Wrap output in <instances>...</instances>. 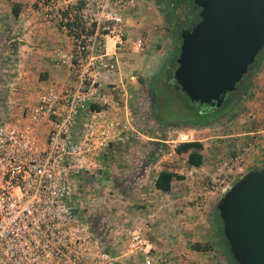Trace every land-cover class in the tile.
<instances>
[{
	"label": "built area",
	"instance_id": "built-area-1",
	"mask_svg": "<svg viewBox=\"0 0 264 264\" xmlns=\"http://www.w3.org/2000/svg\"><path fill=\"white\" fill-rule=\"evenodd\" d=\"M81 2V17H90L93 28L88 35L72 37L73 55L64 61L76 84L40 91L35 103L22 110V126L0 124V264H115L120 256H112L108 243L119 254L153 264L139 230L111 225L104 242L74 203L82 174L97 175L108 145L124 134L138 135L128 113L119 120L105 110L89 111V104L98 100L99 74H114L118 68L117 51L126 41L123 12L135 7L136 0ZM43 11L48 21H67L54 17L52 6ZM133 45L137 52L141 40ZM43 126L48 127L45 142L38 143ZM246 145L236 146L233 165L244 161L250 148ZM230 173L213 180L212 192L224 195L232 187Z\"/></svg>",
	"mask_w": 264,
	"mask_h": 264
},
{
	"label": "rangeland",
	"instance_id": "rangeland-1",
	"mask_svg": "<svg viewBox=\"0 0 264 264\" xmlns=\"http://www.w3.org/2000/svg\"><path fill=\"white\" fill-rule=\"evenodd\" d=\"M40 3L45 8H50L52 5L50 0H40ZM193 11L195 14V8L192 5L188 7L184 0H180L178 4H175L172 0H136L135 7H127L124 10L123 19H128L130 23L137 22L139 26L137 25V32L131 40L132 45L126 51L120 47L118 49L120 50L119 52L121 50L123 53L126 52L120 64L124 69L126 78L123 80V87L118 88L121 90V94H125V96L115 95V97L122 107L126 106L130 122L138 135L133 132L128 135L124 134L122 141L110 147L104 153V156L108 158L104 164L106 168L104 166L103 170L99 169L96 172V176H94L95 174L91 175L92 178L89 183L81 184L79 187L80 195L76 199L74 198L77 213L85 219L90 217V215L92 216L100 208H105L113 212L112 222L116 219L115 214L117 211L122 210L120 220L122 222L128 220L125 222L126 225H134V223L137 225L138 222H142V225L146 226L149 219L146 217L148 214L151 215L150 211L147 212V210L152 206V213L158 212L160 208L158 202L162 201L158 195L159 193L154 191L152 185V181L157 175L155 174L156 170L175 172L174 169H177L184 176L183 182L179 183V187L186 189L184 191L186 199L173 202L177 197H170V203L172 204L170 215L173 218V222L169 225L160 222L154 226L159 235V241L154 242L156 243V248H160L161 253H164L165 248L171 250L177 249L178 246L181 248L182 244L184 247L190 248L191 245L195 244L194 241L198 240L195 234H200L201 232L202 236L199 239H206V242L201 243L202 245L200 244L202 248L220 249L214 235L213 220L211 219L212 217H209V212L203 228L196 229V232H192L193 235L189 233L187 235L184 232L186 226L184 222H187L188 216L196 215L194 209H192L196 200L191 199L194 195L190 194L199 186L196 178L201 176V173L198 171L192 172L189 168L190 165L187 162H183L184 157L176 159L175 154L172 152L174 150L173 146L176 147L182 142L198 141L203 138V135H222L224 132L222 126L224 124H227L228 128L236 129L240 126L241 128H246V121L243 119L250 111L251 100L256 97L254 90H259L260 81H262L261 88L264 83V59H262V63L252 76L249 92L241 96L235 94L234 98L236 100L231 103H222L223 112L218 116L216 122L219 125L215 123L214 128L205 133H201L199 128L168 127L170 124H184L192 120L183 112V110L187 112V109L179 99L181 98L187 102L185 96L172 82L173 72L176 67L168 74H166L165 70L171 65L170 57L174 46H179L181 43V38H179L181 30L190 29L192 24L196 23H194V18L188 16ZM198 12L199 10H197V14ZM168 13L171 15L172 24L167 18ZM81 18L86 28L83 33L85 35L90 31L91 18ZM177 27L179 28L178 35L176 33ZM12 35H9L8 40L4 37L1 40L2 42H0V93L4 92L2 99L0 98V109L5 105L4 100L7 96L6 83L9 78L6 77L12 75L14 69V56L7 50V45L12 44L13 40H15ZM137 39L141 40V47L137 52H134L133 44ZM261 52L258 59L262 58L264 48ZM117 63H119L118 60ZM101 74V87L97 89L98 93L100 91L103 92L107 88L116 87L115 84H112L113 76L105 72ZM130 76H133V80L129 79ZM90 83V81L87 82L88 87ZM165 99H167V106ZM165 106L166 108L164 109ZM198 106L205 107V105ZM230 116H234L233 118L238 117L242 121L240 123L237 121L236 126L233 127L229 124L232 120ZM161 120H165L164 122L166 123L163 124ZM255 125L252 126V129L258 130L259 124L256 122ZM238 138L232 139V141H228L229 139L215 140L216 144L206 146L204 151L205 163L206 166L211 167V172L214 175L213 177L206 175V181H202L201 186L205 190L212 192L213 180L222 178V173L227 172L229 169H231V173L228 175L227 181L232 186L244 175V171L245 174L247 173L248 167L245 160L240 164L233 165L234 158L237 157L236 146L244 143V141L238 143ZM258 153H260V149ZM153 156L155 160L148 164V161ZM182 156L187 158L186 155ZM146 166L149 171L148 175L144 176L145 181L142 182L139 176ZM240 168L242 171H240ZM204 171L206 174L207 170ZM137 174H139L138 177H136ZM186 178H188L187 181L185 180ZM122 180L125 181L121 183ZM116 182L120 184L118 187H116ZM214 196L222 198L223 195L218 192ZM184 207L190 212L182 215ZM161 212L162 210H159V213ZM119 214L117 218H119ZM112 222L109 221L110 225L108 224V228L111 227ZM164 231L168 232L165 233ZM147 241L153 243L150 239ZM107 245L110 246L108 250L112 256H120L115 264H143L141 256L119 254L109 243ZM121 249L125 251L123 247ZM221 256L226 261V254L223 253ZM161 264L164 263L161 262Z\"/></svg>",
	"mask_w": 264,
	"mask_h": 264
},
{
	"label": "crops",
	"instance_id": "crops-1",
	"mask_svg": "<svg viewBox=\"0 0 264 264\" xmlns=\"http://www.w3.org/2000/svg\"><path fill=\"white\" fill-rule=\"evenodd\" d=\"M50 1L52 2V15L56 18L61 17L63 12H67V15L74 16L77 14L79 16H83V4L81 0ZM14 6H16L18 12L16 17H14L12 14ZM74 6H76L77 10L73 8ZM137 25L139 26L137 22L130 23L128 19H124L126 41L120 47L122 50L126 51L128 47L132 45L131 40L133 35L137 32ZM9 35H12L15 38L14 41L17 44L14 53V69L12 71V75L9 76V81L6 83L7 96L4 100L5 108L3 106V108L0 109V124L22 126L25 124V120L22 118V110L25 107H30L35 103L37 95L40 91L49 87H73L76 84L72 70L69 68L67 63L64 62L65 59L67 60L73 55L74 42L72 36L68 34L64 27L58 25L57 22H51L45 18V12L43 11L40 0H0V42H2L1 40L4 37H6L8 40ZM122 50L121 52H119L120 50L117 51L119 67L114 74H110L113 76L112 84H115L116 87L111 89L107 88L103 92L100 91L99 93L98 90H95V96L98 100H93L90 103L100 106L101 110H105L108 115L119 120H123L127 114L126 106L122 107L121 104L117 102L115 97V95L125 96V94H121V90L118 89L123 87L122 83L126 78L124 69L120 66L123 59L122 57L126 55V52L123 53ZM98 78L101 81L102 74H99ZM129 79L133 80V76H130ZM261 85L262 81L259 82V90H254L256 97L251 100L250 111L243 119L246 121L245 126H247V129L241 128V126L237 127L236 129L231 127V129L228 128L227 124H222L224 129L222 135H203V138L198 140V142H200L203 147L201 151L203 162L199 167L189 166L192 172L198 171L201 173V176L196 178V180L198 179L197 182L199 186L195 188V191L190 194L194 195L191 199L196 200L192 206V209H194L196 215H189L187 222H184L186 225L184 232H186L187 235L188 233L193 235L194 232L205 226L208 212L209 217H212L211 219L213 220V225L216 223V209L220 198L214 196L216 192H209L201 186L202 181H206V175L210 177H213L214 175V173L211 172V167L206 166L205 163L206 161L204 159V151L206 150V146L216 144L215 140L229 139L228 141H232V139L239 137L238 140L236 139L238 143L240 141H244L245 145L247 144L246 146L250 145L249 153L243 157V160H245L248 167L246 172L264 166V150L261 149L262 144L264 143V83L262 88ZM123 109L124 112L122 113ZM233 117L234 116H230L232 120L229 124L234 127L236 126L237 121L240 123L242 119L240 120L238 117ZM256 122L259 124L258 130L252 129L253 125L256 126ZM216 124L214 123L209 127L199 128V130L201 133H205L214 128ZM47 131L48 127L46 126H43L38 130L36 135L38 143L45 142ZM122 140L123 138L115 141L114 143L120 142ZM173 149H175V146H173ZM259 149L260 153H258ZM107 150L108 149L103 152L101 161L99 162V165L101 166L100 169L102 170L104 169V164L108 160V158L104 156V153ZM172 152L175 154L176 159H178V157H184L183 162H187V158L185 156L177 155L174 150ZM204 170H207L206 174ZM148 171L149 168L146 166V168L142 170V174L140 173V181H145L144 176L148 175ZM174 171L178 175L183 176L179 171H177V169H174ZM240 171H242L241 168ZM159 172L160 171L156 170L155 174H158ZM185 180L187 181L188 178ZM181 182H183V180L175 181L171 186V190L167 193L158 191L153 187L154 191L159 193L158 195L162 201L158 202L160 205L158 212L152 213V206H150L147 210V212L150 211L152 215L151 217V215L148 214L146 217L149 218L147 222L148 225L144 226L142 225V222H138L137 225L135 223L134 225H126L125 222L128 220L123 222L120 220L122 213L121 210L119 212L117 211L115 214V221L112 222V219L110 220V222H112V226L114 228L122 227L137 229L142 233V235H144V237L146 236L147 240H152L153 243H148L150 247L149 257L152 259L153 264H161V262L164 264H234L233 261L225 256L224 257L226 258V261H224L223 257L221 256L224 252L221 249L216 250L214 248H206L202 251H194L188 247H184L182 244L181 248L178 246L179 249L177 248L171 250L165 248L164 253H161L159 250L160 248H156V243L154 241H159V235L154 229V226L160 222L167 225L173 222V218L170 215V211L172 209L170 197H177L175 200H173V202L186 199V194L184 193L186 189L179 187V183ZM183 209L184 212L182 215H184L186 212H190V210H187L186 207ZM159 210H162V212L159 213ZM118 213H120L119 218H117ZM201 233L195 234V237L198 240L194 241V243L197 242L201 244L206 242V239L204 238L199 239L200 236H202Z\"/></svg>",
	"mask_w": 264,
	"mask_h": 264
},
{
	"label": "water",
	"instance_id": "water-1",
	"mask_svg": "<svg viewBox=\"0 0 264 264\" xmlns=\"http://www.w3.org/2000/svg\"><path fill=\"white\" fill-rule=\"evenodd\" d=\"M191 2L199 21L180 33L173 81L191 103L220 108L264 48V0ZM217 210L234 262L264 264V166L244 174Z\"/></svg>",
	"mask_w": 264,
	"mask_h": 264
},
{
	"label": "trees",
	"instance_id": "trees-1",
	"mask_svg": "<svg viewBox=\"0 0 264 264\" xmlns=\"http://www.w3.org/2000/svg\"><path fill=\"white\" fill-rule=\"evenodd\" d=\"M172 1L175 4H178V2L180 0H172ZM184 1H186V5L188 7H189V5H192L195 8L196 13L194 14V11H193V13H191L188 16L194 18L195 19L194 23L195 22L197 23L199 21V17L197 14V10H199V8L197 6H195L191 2V0H184ZM74 9L77 10L76 7ZM12 14L14 17H16L18 15L16 6H14ZM167 15H168L167 18H168L170 24H172V18H171L170 13H168ZM61 18L67 19V21L64 23L62 22L60 24V26L64 27L70 36L75 37V38H79L81 35H83L84 30L86 28H85L84 23L82 22L81 16L75 14L72 18H69L67 16V12H63L61 15ZM92 28H93V26L91 25L89 28L90 31L87 32L86 35H88L89 33H92ZM176 31H177L176 33L178 35L179 34V28L178 27H177ZM16 44L17 43L13 40L12 44L7 45V50L9 51V53L12 56H14V53L16 50ZM261 53L262 52H260L258 54V56L255 58L254 63L248 67L246 75L243 76L240 83L237 84L236 90L232 93L225 94L223 103H231L233 100H236L234 98L236 96L235 94H237L238 96H241V95L247 94L249 92V88L251 87V82H252V76L254 75V73L257 71L258 67L262 63V61H263L262 59H264V54H262L261 59H258L259 55ZM178 54H179V46L176 45V46H174V50H173L171 57H170L171 65L169 68L166 69L167 71L165 70L166 74L171 73L172 72L171 70L177 66L176 65V57L178 56ZM6 78H9V76H7ZM172 82L176 85V83L173 80H172ZM176 87H177V85H176ZM3 95H4V92H1L0 93L1 99H2ZM183 95L185 96V94H183ZM185 98H186L187 102L183 101L181 98H179V99L184 103V106L187 109V112H185L182 109L183 112L187 116L192 118L191 122H186L184 124H170V125H168V127L169 126L172 128L187 127V128H191V129L209 127V126H211L217 122L218 116L221 115L223 112L222 107L215 108L212 106L205 105V107L202 108V107L198 106L199 105L198 103H191L186 96H185ZM165 101H166V106H167V99H165ZM166 106L164 107V109L166 108ZM89 111L90 112H98V111H101V107L96 105V104H89ZM164 121L165 120H161V122H163V124L166 123ZM113 145H115V143H110L108 145L107 149H109ZM202 148H203L202 144L198 141L182 142V143H179L175 147L174 152L177 155H183V154L186 155L187 156V163L190 166L199 167V166H201V164L203 162V156L201 154ZM154 160H155V157L153 156L151 158V160L148 161V164H150ZM138 176H139V174L136 175V177H138ZM81 177H82L81 178L82 179L81 184L89 183L91 178H92V176L87 174V173H83ZM133 179H135V178H133ZM183 179H184L183 176L178 175L177 173H175L173 171L162 170L155 176V179L153 180V187H154V189H156L158 191H161L163 193H167L171 190V186L175 180L180 181ZM125 180H122L121 183L124 182ZM119 185L120 184L118 182H116V187H118ZM112 215H113V212L111 210L108 211L105 208H100L92 216L90 215V217H88L86 219L90 223L93 231L104 242H106L105 231L108 229V224H110L109 221L112 218ZM213 229H214V235H215V238H216V241H217L219 248L224 252V254H226L227 258H229L231 261L234 262V260L231 257V254L229 252V247H228L227 241L225 240L224 235H223V225H222V222L219 218V213H218L217 209H216V223H214ZM190 248L194 251L204 250V248H202V246L198 243L191 245ZM234 264H236V263L234 262Z\"/></svg>",
	"mask_w": 264,
	"mask_h": 264
},
{
	"label": "flooded vegetation",
	"instance_id": "flooded-vegetation-1",
	"mask_svg": "<svg viewBox=\"0 0 264 264\" xmlns=\"http://www.w3.org/2000/svg\"><path fill=\"white\" fill-rule=\"evenodd\" d=\"M194 25H195V24H194ZM194 25H192V27H191L190 29H185V30H191V29L193 28ZM181 31H182V30H181ZM180 33H181V32H180Z\"/></svg>",
	"mask_w": 264,
	"mask_h": 264
}]
</instances>
